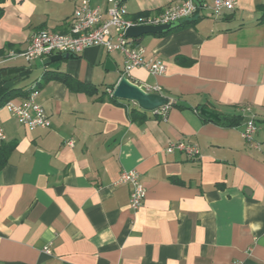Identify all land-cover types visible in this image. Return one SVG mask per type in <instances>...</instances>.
Segmentation results:
<instances>
[{
  "label": "crops",
  "instance_id": "crops-1",
  "mask_svg": "<svg viewBox=\"0 0 264 264\" xmlns=\"http://www.w3.org/2000/svg\"><path fill=\"white\" fill-rule=\"evenodd\" d=\"M182 1L126 0L128 17ZM78 2L0 3V69L25 70L9 100L24 101L38 83L36 100L51 120L30 130L0 108V148L12 146L0 167V264H264V0H237L220 18L206 0L192 25L142 36L146 55L167 70L137 67L128 78L182 106L165 116L111 97L124 76L118 52L92 46L64 55L59 68L9 57L40 29L68 32ZM198 106L241 124L214 121ZM245 106L257 117L252 142L242 136ZM133 110L146 117L132 118ZM179 140L199 154L167 152ZM131 169L146 189L137 210L131 186L119 182Z\"/></svg>",
  "mask_w": 264,
  "mask_h": 264
},
{
  "label": "built area",
  "instance_id": "built-area-1",
  "mask_svg": "<svg viewBox=\"0 0 264 264\" xmlns=\"http://www.w3.org/2000/svg\"><path fill=\"white\" fill-rule=\"evenodd\" d=\"M204 4L206 0H203ZM107 7L94 6L93 0H79L71 18L68 32L40 29L36 31L30 45L22 52H11L9 57L22 56L29 62L46 60L56 54L75 55L86 48L99 46L109 53L118 52L124 56V76L137 67L149 70L153 75L166 72V64L155 56H147L145 48L127 35L130 27L141 25H162L192 19L197 15L199 6L194 0H183L179 4H171L159 13L141 14L136 18L128 17L126 0H106ZM238 6L237 0H214L210 6L212 15L220 18L227 13L234 12ZM142 87V86H141ZM38 83L29 89L26 99L20 103L8 100L4 108L16 116L18 121L30 130L48 128L51 120L45 108L37 102ZM146 91L161 93L159 86L142 87ZM114 90V89H113ZM113 90L110 93L113 95ZM170 104L153 110L154 114L165 116ZM242 111L249 114L244 122L242 136L247 142L254 140L257 131V117L249 106L242 107ZM0 140H5V133L0 118ZM182 151L190 157L199 154L196 146L183 140L171 143L167 152ZM119 182L131 186L130 205L134 210L139 209L145 200L146 189L141 175L136 169L124 170ZM47 248H45V251Z\"/></svg>",
  "mask_w": 264,
  "mask_h": 264
},
{
  "label": "water",
  "instance_id": "water-1",
  "mask_svg": "<svg viewBox=\"0 0 264 264\" xmlns=\"http://www.w3.org/2000/svg\"><path fill=\"white\" fill-rule=\"evenodd\" d=\"M199 7L204 6L203 0H194ZM179 25V22H172L162 25H141L130 27L127 30V35L132 38L141 37L147 34H159L168 32ZM65 56H73L66 54ZM64 57L62 54H56L45 60L46 65L52 68H59L61 60ZM106 69L115 70L114 62L111 58L106 60ZM23 68H8L2 71L4 80V88L9 89L18 84L21 80L19 73ZM113 96L121 99L136 101L141 108L147 111L164 107L170 104V99L160 93H153L144 90L140 85L131 81L127 76H123L113 90ZM200 113L214 121H220V113L214 112L209 108L202 107Z\"/></svg>",
  "mask_w": 264,
  "mask_h": 264
},
{
  "label": "trees",
  "instance_id": "trees-1",
  "mask_svg": "<svg viewBox=\"0 0 264 264\" xmlns=\"http://www.w3.org/2000/svg\"><path fill=\"white\" fill-rule=\"evenodd\" d=\"M3 0H0V3L2 2ZM201 7H199L200 9ZM198 9V11H199ZM260 12H261V16H260V20L263 21L264 20V5H261L260 8H259ZM197 11V13H198ZM3 14V9L0 7V17L1 15ZM195 22V20L193 19H186V20H183V21H180L179 22V25L177 27H175L174 29L170 30V31H173V30H176V29H179V28H182V27H187L189 25H192L193 23ZM168 31V32H170ZM168 32H164V33H159L160 35L162 34H165V33H168ZM142 36L141 37H137V38H132L136 43L139 44V41L141 40ZM2 71L3 69H0V108L4 106V104L12 97V94L14 92V88H9V89H6L4 88V80H3V76H2ZM25 70L23 69L22 70V74H24ZM64 81H67L68 78L67 77H64L63 78ZM114 89V88H112ZM29 94V92H28ZM113 99H116L114 96H111ZM172 106H180L182 107L181 105H178L176 103H170V107ZM203 107V106H202ZM201 107V108H202ZM206 107V106H204ZM200 106H198L196 108V110L199 112L200 111ZM208 108V107H206ZM210 109V108H209ZM132 114H133V117L134 119L136 118H139V119H144L146 116H145V113L143 114L142 112L140 111H137V110H133L132 111ZM241 118H235V117H228V116H223L221 119H220V123H223L224 125H227V126H238L241 124L240 122ZM245 122V121H244ZM12 148V146H2L0 148V167H2V165L4 164L5 160H6V155L8 153V151Z\"/></svg>",
  "mask_w": 264,
  "mask_h": 264
}]
</instances>
